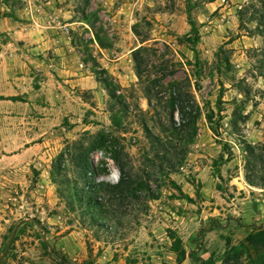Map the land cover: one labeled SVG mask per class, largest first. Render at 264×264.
Returning <instances> with one entry per match:
<instances>
[{"label":"rangeland","instance_id":"obj_1","mask_svg":"<svg viewBox=\"0 0 264 264\" xmlns=\"http://www.w3.org/2000/svg\"><path fill=\"white\" fill-rule=\"evenodd\" d=\"M64 19L57 51L41 46L34 30ZM0 23V264H224L227 241L264 225V170L244 178L246 146L264 145V0H0ZM141 46L151 81L175 70L162 92L190 85L201 109L191 140L163 131L157 99L148 107L132 58ZM76 70L89 79L67 82ZM98 135L94 176L116 183L117 158L153 199H103L98 219L71 201L70 155Z\"/></svg>","mask_w":264,"mask_h":264},{"label":"trees","instance_id":"obj_2","mask_svg":"<svg viewBox=\"0 0 264 264\" xmlns=\"http://www.w3.org/2000/svg\"><path fill=\"white\" fill-rule=\"evenodd\" d=\"M255 1L259 4L263 3V0ZM88 2L89 0H86V3ZM189 24L191 26V32L198 36V32L191 20H189ZM148 41L149 39L142 40L141 44ZM96 42L99 48H105L103 42L97 37ZM145 50L146 48L143 46L135 49L132 52V58L139 83L144 87L145 99L148 103V107L152 108L153 98L157 99V103L159 105L163 104L168 113L169 126H164L165 128H163V131H172L175 134L184 133V135L191 140L197 132L196 123L201 116V109L189 90L190 85L181 87L177 81L167 82L169 87L166 92H162V89L165 88L163 84L164 82L162 81L167 79L168 76L173 77L175 75V70H172L167 76H163L162 80L155 79L151 81L147 75V67H145V62L142 57ZM101 73L106 75V78H98V75ZM101 73L93 71V74L97 77V81L102 83L108 91L110 98L113 100L117 98L118 102L119 96H116L115 94L118 90H116V87L110 81L107 73L105 71H101ZM163 93H166L167 96L159 98L158 96ZM175 114L178 115V118L176 119ZM212 116L213 114L210 112L205 117L211 127L210 129L212 133L215 135L219 123L215 124ZM159 123L162 125L161 122ZM79 143L78 147L74 149V152L76 153L70 155V159L74 163L76 169L77 180H72V182H70L66 179L63 183L67 186L73 183L74 192L72 198L75 200H71V198L70 200L76 202L81 209L82 207L94 209L95 211L91 214L98 219L99 214H97L96 211L103 206V199L135 197L136 193H138V195H147L148 198L152 199L155 197L149 188L146 189L141 180L134 179L135 177L120 165L117 158H113L114 163L118 166V179L116 183L113 184L105 180H99L94 176L95 173L89 159L96 147H101L103 145V136L98 135L97 142H92L91 144H88L87 147L84 146L83 141ZM168 145L170 146L172 144L168 143ZM169 146L164 150L167 154H170V151L173 149ZM246 154V174L244 178L249 185H254V177L260 172V170H264V145L256 147L247 145ZM175 158H173V160L168 158L166 161L167 165L172 167L171 171H173L175 165H178L185 158V152L182 153L180 158L176 156ZM260 179V181L264 182V178ZM79 183H82V187L77 189V184ZM94 195L99 199L94 200ZM226 246L227 251L224 254V264H264V225L255 227L238 246L230 247L229 241L226 242ZM181 257H184V251L181 252Z\"/></svg>","mask_w":264,"mask_h":264},{"label":"crops","instance_id":"obj_3","mask_svg":"<svg viewBox=\"0 0 264 264\" xmlns=\"http://www.w3.org/2000/svg\"><path fill=\"white\" fill-rule=\"evenodd\" d=\"M52 22L53 23H49L48 25L40 24L39 28H37L35 30L33 29V30L35 31L36 38L39 40V42H41V44H42L41 46H44V47L47 46L49 48L51 47V48L55 49L54 45L56 44L57 39H61L62 35H63L61 29L67 30L71 24L68 23V21L66 19L62 20V22H59L58 20L57 21L52 20ZM1 23H4V22H1ZM57 27L59 30H57ZM18 32H20V31H18V28H14V33L12 35L15 36V35H17ZM70 50H73V48H71ZM55 51H57V49H55ZM67 54L70 55L69 53H67ZM66 57H68V56L65 53V57L63 56V58H60V60L63 61V64L65 61L64 58H66ZM63 70H64V73H66L67 77L72 76V73H70V69H68V67H64ZM61 73H63V71H61ZM73 76H75L77 78L72 79V80L68 79L67 82H79L82 80H86V79L88 80L89 79V77L87 75H85V73H81L78 70L75 71Z\"/></svg>","mask_w":264,"mask_h":264}]
</instances>
